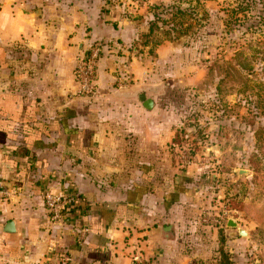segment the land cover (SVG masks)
Here are the masks:
<instances>
[{
  "label": "crops",
  "instance_id": "1",
  "mask_svg": "<svg viewBox=\"0 0 264 264\" xmlns=\"http://www.w3.org/2000/svg\"><path fill=\"white\" fill-rule=\"evenodd\" d=\"M121 2L0 0V264H204L218 254L223 226L201 215L210 198L169 176V138L155 133L141 91L114 75L128 46V69L147 59L136 48L145 24L124 18ZM96 44L88 99L74 69ZM46 192L73 198L57 222Z\"/></svg>",
  "mask_w": 264,
  "mask_h": 264
},
{
  "label": "rangeland",
  "instance_id": "2",
  "mask_svg": "<svg viewBox=\"0 0 264 264\" xmlns=\"http://www.w3.org/2000/svg\"><path fill=\"white\" fill-rule=\"evenodd\" d=\"M132 2L123 0L120 11L145 24L136 48L147 59L128 69V46L114 75L154 102L149 118L169 138V176L210 198L201 215L221 220L217 252L231 264H264V0Z\"/></svg>",
  "mask_w": 264,
  "mask_h": 264
},
{
  "label": "built area",
  "instance_id": "3",
  "mask_svg": "<svg viewBox=\"0 0 264 264\" xmlns=\"http://www.w3.org/2000/svg\"><path fill=\"white\" fill-rule=\"evenodd\" d=\"M134 3H144L145 0H132ZM132 2V3H133ZM99 45L91 47L89 54H82L77 59L74 69V79L78 85V94L88 99H93L97 94L96 86V61L100 52ZM6 190H4L0 182V202L6 198ZM73 202V198L59 193L46 192L43 195V205L49 215L50 221L57 222L62 219L66 208ZM214 223L220 225L221 220L217 218ZM57 264H70L67 257L62 256ZM132 264H145L139 257H134Z\"/></svg>",
  "mask_w": 264,
  "mask_h": 264
},
{
  "label": "water",
  "instance_id": "4",
  "mask_svg": "<svg viewBox=\"0 0 264 264\" xmlns=\"http://www.w3.org/2000/svg\"><path fill=\"white\" fill-rule=\"evenodd\" d=\"M37 15H39L38 11L34 13V16H35V17H36ZM138 101L141 103L142 107H143L145 110H147V111L151 110V109L153 108V106H154V102H153L151 99H147V98H146V95H145L144 93H141V94H140V96L138 97ZM238 172L240 173L241 171H238ZM9 225H12V224L9 223ZM236 225H237V224H236L235 221H233V220H229V221H228V224H227V227H228V228H231V229H234V228L236 227ZM9 227H11V226H9ZM238 236H240V237L246 236V232L243 231V230H239V231H238Z\"/></svg>",
  "mask_w": 264,
  "mask_h": 264
},
{
  "label": "trees",
  "instance_id": "5",
  "mask_svg": "<svg viewBox=\"0 0 264 264\" xmlns=\"http://www.w3.org/2000/svg\"><path fill=\"white\" fill-rule=\"evenodd\" d=\"M152 29L153 28H149V33L150 32H152ZM222 233V232H221ZM221 237V239H220V245H221V247H223V243H224V239H222V237H223V235L222 234H220L219 235V238ZM218 254H220L221 255V257H222V259H221V261L223 260V263L222 264H231L230 263V260H229V258H228V256L225 254V252L222 250V249H220L219 250V252H218Z\"/></svg>",
  "mask_w": 264,
  "mask_h": 264
}]
</instances>
